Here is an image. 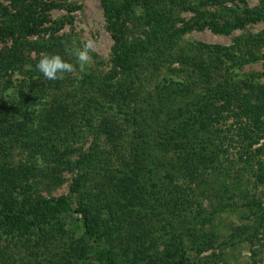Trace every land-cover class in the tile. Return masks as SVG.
<instances>
[{
	"label": "rangeland",
	"instance_id": "374dc122",
	"mask_svg": "<svg viewBox=\"0 0 264 264\" xmlns=\"http://www.w3.org/2000/svg\"><path fill=\"white\" fill-rule=\"evenodd\" d=\"M110 2L117 7L124 0ZM248 10L261 13L260 20L246 18L244 28L231 32L213 29L212 20L225 28L227 22L246 17ZM133 11L124 17L128 42L147 41V51L135 61L137 74L127 84L119 72L113 74L118 46L101 0H0V51L14 43L4 36L7 31L23 38L21 25H34L38 19L44 24L23 39L38 41L66 61L76 62L65 51L74 42L92 39L96 45L83 74L46 80L32 63L38 58L33 51L2 79L7 90L0 89V213L43 200H65L73 209L81 193L103 191L98 203L121 217L122 226L110 242L119 264H146L148 259L152 264H264V208L253 214L238 197L236 205L228 207L227 195L222 199L216 194L223 176L211 167L200 165L196 170L185 163L181 147L166 142L167 132L160 126L143 127V133L131 127L120 142L118 137L111 140L96 105L109 74L114 75V93L129 97L143 122L147 102L156 104L162 95L169 107L183 106L187 96L179 92L184 86L196 95L219 81L233 90L245 78L264 86V0H136ZM149 14L163 23V30L186 29L172 50L165 47L169 38L148 23ZM217 47L230 52L225 50L224 56ZM150 61L153 66H147ZM200 66L208 69V76ZM162 77L172 85L159 90ZM178 81L181 86L175 84ZM20 93L33 103L29 111L14 105ZM86 102L92 108L83 109ZM58 105L67 107L65 120L57 124L53 108ZM236 153L231 149L229 158L236 159ZM236 182L264 201V185L255 187L252 173L226 177V184ZM77 226L80 230L69 229L59 240L58 230L26 233L0 223V264H106L93 241L83 236L82 223ZM240 227L253 238L228 244ZM64 246L70 247L71 255Z\"/></svg>",
	"mask_w": 264,
	"mask_h": 264
},
{
	"label": "trees",
	"instance_id": "16d2710c",
	"mask_svg": "<svg viewBox=\"0 0 264 264\" xmlns=\"http://www.w3.org/2000/svg\"><path fill=\"white\" fill-rule=\"evenodd\" d=\"M26 1L29 0H16L19 3ZM30 1L34 2L36 0ZM101 1L110 31L118 46L114 57L113 74L117 75V72H119L122 81L132 84L130 77L137 74L135 61L142 60L140 57L145 55L147 51V41L129 43L126 35L128 24L124 17L134 12L136 0H124L117 7L112 5L110 0ZM5 11L7 12V10ZM245 13L246 17L236 18L233 23L227 22L226 29L220 27L216 20H212L213 29L215 32H231L244 28L246 18L248 22H257L261 18V13L256 11L248 10ZM7 15L8 12L4 14V16ZM148 18L149 24L153 23L152 26L156 27L161 35L169 38L165 44L167 50H172V46L178 41L180 35L186 31V29H182L172 33L163 30V23L159 19L152 18L151 14L148 15ZM44 22L43 19H38L34 21V25L24 23L21 25L20 36L23 35V38H25L35 34L38 32V26L41 27ZM7 33L4 36L12 37L14 43L11 49L0 51V89L5 75L7 76L8 73L16 70L20 63L28 59L27 52H37L38 58L34 61L29 58V61L34 63L35 68L41 54H60L53 52L51 49H46L45 46L41 48L38 41L30 42L19 38L11 31H7ZM216 49L218 53L222 51L221 54L224 56L225 50L230 52L229 48L217 47ZM228 57L237 60L233 54L228 55ZM144 64L146 63L144 62ZM151 65L153 66L152 61L148 62L147 66ZM207 71V68L200 66V72L203 75L208 76ZM112 76L114 75L109 74L106 76L104 89L101 93V102L96 103L98 111L105 116L107 121L105 123L107 125L106 133L110 135L111 140L118 137L117 142H120L126 129L130 130L131 127L143 133L141 130L143 127L156 129L160 126L164 129V132H167L165 135L167 138L164 140L181 147L185 163H189L196 170L200 165L205 168L211 167L223 176L216 194L222 199L227 195L230 201L227 203L228 207L236 205L237 202L234 200L238 197L240 200L246 201V206L251 209L253 214L256 212L259 215L260 209L264 208V201L261 197L252 194L251 196V192L249 193L244 185L237 182L225 183L226 177H240L245 176L246 173H252L256 179L255 187L259 188L264 185V86L258 83L257 79L245 78L239 88L235 90L219 81L214 86L207 88L206 92L198 95L193 94L184 86V90L179 92V94L185 92L187 96V101L182 102L183 106L169 107L168 102L165 103V98L162 95V99L160 98L156 104L151 105L147 102L149 108L144 111L143 122L136 116V113H138L136 108L128 102L129 97L124 98L122 95L114 93L116 83L112 82ZM162 78L157 83L159 90L172 85L171 79ZM175 84L181 86L180 81ZM128 87L130 86L128 85ZM5 88L3 87L2 90H7ZM23 95L24 93L15 97L16 103L14 105L16 104L19 107V104H21L23 105L22 108L29 111L33 103L28 102ZM66 107L58 105V107L53 108L54 119L57 124L65 120L66 115L63 109H66ZM82 107L88 110L92 108V105L86 102L82 104ZM162 115H164L163 119ZM146 118L150 120L148 123ZM159 118L161 121H159ZM26 122H22V126H24L22 131L26 129ZM144 123H147V125ZM233 148L237 151V158L232 160L229 157ZM222 160L225 162V166ZM217 161L220 162L218 167ZM220 167L221 169H219ZM73 190L79 193L77 188H73ZM103 196V191L90 189L89 192L80 194L78 206L73 209L65 200H43L34 205H28L26 202L28 200H26L27 204L25 203L24 207L19 209L8 207L1 211L0 223L10 230H25L26 233H28V230H58L61 235L57 239L62 240L63 234L67 230L74 227L80 230L77 224L81 222L83 226L81 228L84 229L83 236L93 241L100 259L106 264H119L110 242L122 226L121 217L114 209L104 210L98 203L100 197L103 198ZM77 229H73V233H76L74 231H77ZM251 234L245 227H240L228 244L245 241L248 237L253 238ZM64 248L71 255L70 247L64 246ZM152 262L151 259H148L146 264H152ZM133 264H138V262L135 261Z\"/></svg>",
	"mask_w": 264,
	"mask_h": 264
},
{
	"label": "clouds",
	"instance_id": "9594fccd",
	"mask_svg": "<svg viewBox=\"0 0 264 264\" xmlns=\"http://www.w3.org/2000/svg\"><path fill=\"white\" fill-rule=\"evenodd\" d=\"M95 47V42L92 39H86L81 41L79 45L74 42L73 46L66 48L67 55L75 57V64L66 61L60 54H41L36 69L49 81L63 80L65 74L74 76L78 73L83 74L93 61L91 53L95 50ZM36 159L38 162L42 160L39 156Z\"/></svg>",
	"mask_w": 264,
	"mask_h": 264
}]
</instances>
